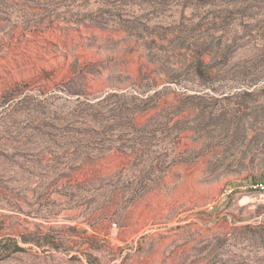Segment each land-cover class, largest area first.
Segmentation results:
<instances>
[{
    "label": "rangeland",
    "instance_id": "374dc122",
    "mask_svg": "<svg viewBox=\"0 0 264 264\" xmlns=\"http://www.w3.org/2000/svg\"><path fill=\"white\" fill-rule=\"evenodd\" d=\"M260 183L264 0H0V264H264Z\"/></svg>",
    "mask_w": 264,
    "mask_h": 264
},
{
    "label": "built area",
    "instance_id": "2783aa9c",
    "mask_svg": "<svg viewBox=\"0 0 264 264\" xmlns=\"http://www.w3.org/2000/svg\"><path fill=\"white\" fill-rule=\"evenodd\" d=\"M256 186H259L262 190H264V184L263 183L257 184ZM113 225H115V224H113Z\"/></svg>",
    "mask_w": 264,
    "mask_h": 264
}]
</instances>
